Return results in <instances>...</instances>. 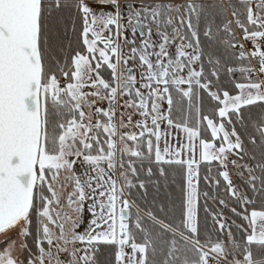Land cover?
Instances as JSON below:
<instances>
[{"label":"snow or ice","instance_id":"obj_1","mask_svg":"<svg viewBox=\"0 0 264 264\" xmlns=\"http://www.w3.org/2000/svg\"><path fill=\"white\" fill-rule=\"evenodd\" d=\"M0 264H264V0H0Z\"/></svg>","mask_w":264,"mask_h":264}]
</instances>
